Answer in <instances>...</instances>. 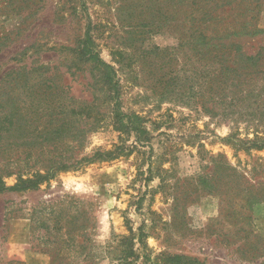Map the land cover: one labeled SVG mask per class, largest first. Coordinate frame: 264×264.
<instances>
[{"label": "rangeland", "instance_id": "obj_1", "mask_svg": "<svg viewBox=\"0 0 264 264\" xmlns=\"http://www.w3.org/2000/svg\"><path fill=\"white\" fill-rule=\"evenodd\" d=\"M205 14L225 20L206 30ZM243 22L264 30V0H0V79L26 68L34 90L19 80L21 106L47 107L40 85L51 78L52 111L63 107L54 125L77 139L64 136L49 155L35 132L28 157L22 130L15 171L42 170L35 164L59 153L68 163L105 155L38 190L0 194V264H52L50 253L55 264H118L129 237L135 264H264V150L240 147L264 139V54L242 55L258 53L264 35L230 38L222 65L195 50L197 33H238ZM87 35L117 72L121 112L140 117L148 136L116 129L114 94L80 55ZM73 198L86 213L85 248L52 223L46 236L47 213H34L54 202L76 214Z\"/></svg>", "mask_w": 264, "mask_h": 264}, {"label": "trees", "instance_id": "obj_2", "mask_svg": "<svg viewBox=\"0 0 264 264\" xmlns=\"http://www.w3.org/2000/svg\"><path fill=\"white\" fill-rule=\"evenodd\" d=\"M224 18L220 17H212L208 14L204 15V19H200L205 23V29L210 27V25H219ZM252 28V27H251ZM212 29L210 35H204L203 31L197 33V41L199 44L195 47L198 55L207 54V56H211L214 60H217L219 64L222 65L226 61V57L228 53L230 54V49L234 44H226V41H229L232 37L244 36L249 38H255L260 35H264V30H260L256 27L250 29V26L247 25L246 22H243L239 30L241 32L234 31H219L218 29ZM85 47L80 51V55L84 56L88 61H91L94 65V68L101 71V77L105 84L108 86L109 91L114 94L113 99H115V109L113 118L116 122V129L119 131H129L134 132L136 136L147 135L148 133L144 126L141 125V118L136 115H126L121 112L119 108V81L117 77V72L115 68L106 63L100 55L94 50L91 38L87 35ZM237 53H242L243 46H238ZM264 51V47L260 48L259 52L255 55H247L242 54L245 57V61L247 63L253 61H260L262 59V54ZM249 66V65H248ZM45 68V67H41ZM225 68V67H222ZM26 68H14L8 71V73L4 74L0 79V194L5 192H13V193H21L28 191L38 190L42 185L46 183H50L55 180L60 173L79 169L81 165L85 163H93L95 162L96 156H105L100 152H97L95 158L84 157L78 161H73L68 163V158L63 157L59 153V156L55 155L54 157H49L46 160L40 161L37 164H41L42 170L34 171L33 173L15 171L16 168H19L21 165L22 157H20V147L23 145L26 148L28 157H31L33 149L37 145L30 138L34 135V133H38V137H43L45 140L40 144L42 149L53 146V149L48 150V154L53 152H57L58 144L57 141L63 140L65 137L73 138L72 142L76 139V135H74V130L66 129L62 126H55L54 122L58 117V113H56L59 109H63V107L56 108V111H52L54 107L50 104V97H53V93L55 91V84L51 78H46L41 84V88H43L41 101H43V105H47V107H40L39 100L33 99L31 103L27 107H22L20 99L17 95L16 90L20 89L19 80L23 77L28 90H31L33 93L34 86L29 85L27 82L28 78L25 79L23 72ZM47 69V68H45ZM223 70V69H222ZM222 73V72H221ZM264 74V72H262ZM51 81V82H50ZM24 88V85H22ZM42 103V102H41ZM87 108V107H86ZM71 111V110H70ZM88 111L90 108L88 107ZM61 112V110H60ZM71 116L75 115L74 109L69 112ZM38 117V119H37ZM43 124L42 127H38ZM22 130L25 131L24 137L25 141L21 145L20 140L22 136ZM95 130V127L92 126L83 133L87 134L89 131ZM65 136V137H64ZM52 140V142H51ZM46 142V143H45ZM46 144V146H44ZM243 147L245 151H250L252 149L264 150V139L255 137L254 140L249 141L248 143H241L240 147ZM73 150L74 148L71 147ZM47 151V150H46ZM61 155V156H60ZM68 159V160H66ZM16 176V182L12 186H8L4 178ZM79 200L71 199L69 205H75L78 207L77 213L80 211ZM38 208V207H37ZM34 209V213L44 211L47 213V218L43 219L42 226L46 229L48 233L46 236H50V223L53 225V229L58 233L64 232V234L68 237L65 242L75 241L77 236L82 237L83 243L80 248H85V242L89 241L86 233V226L83 223H80L81 217L86 215L85 212H81V215L72 214L73 212L64 213V209H58L56 203L50 202L44 204L40 207V210ZM83 215V216H82ZM132 229H130L131 231ZM145 236L142 231L139 230V234L137 236V240L140 244L144 243ZM134 237H129L124 239V244L127 245L122 251V254L119 259L118 264H135L132 260L133 258H137L135 256L134 251ZM75 244H69V248H73ZM52 258V264H55L57 256L50 253ZM184 259L183 256H173L168 259V262H174L176 264H180ZM61 264V263H58ZM261 264V263H260Z\"/></svg>", "mask_w": 264, "mask_h": 264}]
</instances>
